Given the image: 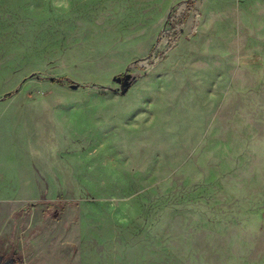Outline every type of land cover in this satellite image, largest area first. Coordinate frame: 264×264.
<instances>
[{"label": "rangeland", "instance_id": "obj_1", "mask_svg": "<svg viewBox=\"0 0 264 264\" xmlns=\"http://www.w3.org/2000/svg\"><path fill=\"white\" fill-rule=\"evenodd\" d=\"M0 255L264 264V0H0Z\"/></svg>", "mask_w": 264, "mask_h": 264}, {"label": "trees", "instance_id": "obj_2", "mask_svg": "<svg viewBox=\"0 0 264 264\" xmlns=\"http://www.w3.org/2000/svg\"><path fill=\"white\" fill-rule=\"evenodd\" d=\"M51 81L55 82V83H63L64 82V78H60V77L52 78Z\"/></svg>", "mask_w": 264, "mask_h": 264}, {"label": "flooded vegetation", "instance_id": "obj_3", "mask_svg": "<svg viewBox=\"0 0 264 264\" xmlns=\"http://www.w3.org/2000/svg\"><path fill=\"white\" fill-rule=\"evenodd\" d=\"M5 262V259L2 257L1 258V261H0V264H3ZM8 264H10L9 262H7Z\"/></svg>", "mask_w": 264, "mask_h": 264}, {"label": "water", "instance_id": "obj_4", "mask_svg": "<svg viewBox=\"0 0 264 264\" xmlns=\"http://www.w3.org/2000/svg\"><path fill=\"white\" fill-rule=\"evenodd\" d=\"M2 255H0V261H1ZM4 264H8L7 261Z\"/></svg>", "mask_w": 264, "mask_h": 264}]
</instances>
